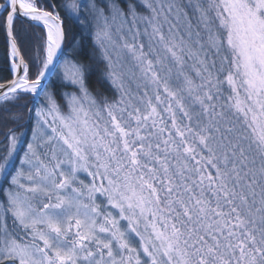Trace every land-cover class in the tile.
I'll list each match as a JSON object with an SVG mask.
<instances>
[{"label":"snow or ice","instance_id":"obj_1","mask_svg":"<svg viewBox=\"0 0 264 264\" xmlns=\"http://www.w3.org/2000/svg\"><path fill=\"white\" fill-rule=\"evenodd\" d=\"M0 74V264H264V0H0Z\"/></svg>","mask_w":264,"mask_h":264},{"label":"trees","instance_id":"obj_2","mask_svg":"<svg viewBox=\"0 0 264 264\" xmlns=\"http://www.w3.org/2000/svg\"><path fill=\"white\" fill-rule=\"evenodd\" d=\"M0 75H2V74H0ZM93 85H94V81H93Z\"/></svg>","mask_w":264,"mask_h":264}]
</instances>
